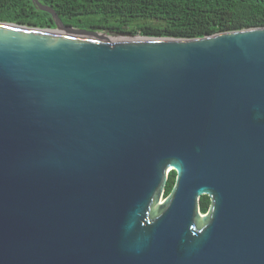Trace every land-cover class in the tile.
Segmentation results:
<instances>
[{"label":"water","instance_id":"obj_1","mask_svg":"<svg viewBox=\"0 0 264 264\" xmlns=\"http://www.w3.org/2000/svg\"><path fill=\"white\" fill-rule=\"evenodd\" d=\"M32 2L54 29L0 22V264H264V27L109 34Z\"/></svg>","mask_w":264,"mask_h":264},{"label":"trees","instance_id":"obj_2","mask_svg":"<svg viewBox=\"0 0 264 264\" xmlns=\"http://www.w3.org/2000/svg\"><path fill=\"white\" fill-rule=\"evenodd\" d=\"M66 25L109 34L202 38L222 32L264 27V0H38ZM0 22L54 29L51 15L32 0H0ZM170 171L164 187L174 183ZM210 200L199 199L205 213Z\"/></svg>","mask_w":264,"mask_h":264},{"label":"flooded vegetation","instance_id":"obj_3","mask_svg":"<svg viewBox=\"0 0 264 264\" xmlns=\"http://www.w3.org/2000/svg\"><path fill=\"white\" fill-rule=\"evenodd\" d=\"M201 197V196H200ZM200 199V198H199Z\"/></svg>","mask_w":264,"mask_h":264}]
</instances>
